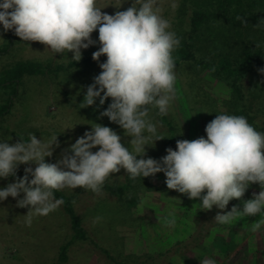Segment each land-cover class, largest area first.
Masks as SVG:
<instances>
[{
  "label": "clouds",
  "instance_id": "1",
  "mask_svg": "<svg viewBox=\"0 0 264 264\" xmlns=\"http://www.w3.org/2000/svg\"><path fill=\"white\" fill-rule=\"evenodd\" d=\"M171 7L178 5L173 3ZM162 13L158 0H134L114 15L102 12L97 0L0 2V24L5 32L13 30L22 41L39 42L54 54L71 52L75 62L82 59V49L97 43L91 37L98 30L100 47L92 59H107L99 64L102 71L87 86L79 107L93 106L97 99L103 106L111 98L100 115L118 124L130 137L126 146L112 128L94 123L92 130L77 138L55 163L45 160L59 147L55 133L46 141L29 133L28 141L0 142V178L16 177L20 165H29L23 177H16L14 183L0 189V201L18 198L16 206L28 208L27 226H31L33 217L47 216L64 204L63 198L54 196L55 191L84 188L101 194L106 179L121 169L132 180L164 173L169 190L199 200L197 205L203 211L219 209L214 221L220 225L259 216L252 231L264 226V133L249 124L246 117L216 115L205 127L206 139L177 140L176 150L167 148V155L160 160L144 158L152 137L153 143L164 139L157 134L150 110L167 115L176 98L172 54L180 47L181 39ZM237 19L247 23L241 17ZM255 27L264 28V18ZM259 71L264 74V68ZM253 184L261 190L251 199L242 200ZM232 200H242V207L233 205L225 211ZM101 219L98 216L93 223ZM166 223L172 225L175 221ZM200 264L217 262L204 258Z\"/></svg>",
  "mask_w": 264,
  "mask_h": 264
},
{
  "label": "rangeland",
  "instance_id": "2",
  "mask_svg": "<svg viewBox=\"0 0 264 264\" xmlns=\"http://www.w3.org/2000/svg\"><path fill=\"white\" fill-rule=\"evenodd\" d=\"M133 2L134 0H97V6L102 8V12L114 15L116 11L126 10ZM158 3L163 9L164 18L171 23V30L177 34L181 28L178 19L181 0H158ZM173 3L178 7L173 9L171 7ZM11 35L13 39H10ZM98 36V30L92 33L91 38L97 43L82 49V59L75 62L71 60V52L63 56L59 53L54 54L39 42L22 41L13 30L5 32L3 25L0 24V84L11 79L14 76V68L25 61L49 64L51 68L50 72L44 71V73L23 72L19 76V82H12L7 87L0 86V105L11 102L9 111L0 118V142L7 141L9 144H14L20 139L28 141L29 133H33L37 139L46 141L55 133L58 135L59 147L54 148L51 157L45 158L46 162L55 163L77 138L83 136L86 131H91V125L97 123L102 126L107 124L117 126L120 130L115 132L121 136L122 143L129 146L127 141L130 137L125 136L124 130L118 124L107 120V117L99 120L100 112L94 106L79 107L87 86L91 85L94 82L93 78L102 71L99 64L106 62L107 59L106 56H101L99 62L92 59L93 52L100 47ZM70 62H75L76 65L70 67L69 71L64 70ZM200 76L206 75L200 74ZM176 77V98L170 104L167 116L175 120L182 140L192 141L202 137L203 134L201 107L190 98L192 91L187 90L185 81H181L177 74ZM208 79L211 81L209 87L211 94L222 96L227 93V89L220 82L213 80L212 77ZM245 83L247 93H251L252 89L248 87L249 81ZM254 99L255 96L253 101ZM253 112L257 114L259 123H264L263 100H255ZM150 119L157 124V134L164 139L153 143L155 137H152L149 140L150 146H146L144 158L160 160L167 155L168 128L157 114L150 113ZM97 150L98 148L93 149V151ZM28 166L20 165L16 177L25 174L24 169ZM31 167L35 168V164ZM164 176L161 172L154 177L146 178L144 185L149 181L157 186L149 193H140V203L131 208L127 207L123 199L114 198L104 190L101 194L84 188L62 190L67 195L73 196L76 213L81 217L87 231V239L73 238L66 251L65 261L59 258L60 248L68 241H72L73 234L69 217L62 210V206L47 216L33 217L29 227L25 224L28 208L17 207L18 198L8 197L0 201V264H111L109 255L129 262L127 256L129 254L136 256L163 251L165 243L163 245L160 240L164 239V234L170 232L174 237L179 238L187 233L186 227H195L196 221L194 222V215L191 213L198 208L196 201L199 202V200H182V198L178 200L179 202L175 200L177 197L169 193ZM16 177L0 178V189L5 188L9 183H14ZM126 179L127 173L121 169L119 173L110 175L105 182L110 185H122ZM260 190L258 184L251 185L242 200L251 199L252 194ZM19 198H22V195ZM242 200L238 204L241 207ZM188 201L192 203V207ZM140 213L144 218L141 219ZM98 216L102 219L94 224L93 221ZM172 219L175 223L168 225L166 221ZM259 219V216L237 218L228 226L239 229L242 233L243 229L251 228ZM176 221L179 224L176 225ZM240 233L235 235V242L234 238L231 240L229 233L224 235L215 232L214 236L217 234L218 239L210 243L207 247L208 251L219 250L225 239L224 241L232 245L230 249L232 255L228 258L230 262L264 264V234L258 232L257 241L252 240L250 236L244 239L243 233ZM152 234L156 238H152ZM167 238L172 239V237ZM252 246L260 248L259 250L263 252L253 256L250 254L254 250ZM187 254L185 253L188 257ZM187 257L173 255L171 258L175 264H186ZM130 264L151 263L147 261Z\"/></svg>",
  "mask_w": 264,
  "mask_h": 264
},
{
  "label": "trees",
  "instance_id": "3",
  "mask_svg": "<svg viewBox=\"0 0 264 264\" xmlns=\"http://www.w3.org/2000/svg\"><path fill=\"white\" fill-rule=\"evenodd\" d=\"M179 7L178 19L181 28H179L177 36L181 39V44L172 54L175 62L174 70L181 81H185L188 87L187 90L192 91L190 98H193V101L201 107L203 118L202 137L207 138L205 127L219 114L244 116L257 131L264 133V123H259L257 114L253 112L255 100L264 101V74L259 71V69L264 68V28L255 27L258 21L264 18V0H181ZM237 17H241L247 23H242ZM10 37V39H13L12 35ZM256 44H259L260 47H256ZM75 65V62H70L64 70L69 71V68ZM50 70L49 64L25 61L14 68L13 77L5 80L0 86L7 87L12 82H19V76L23 72L35 74L38 72L44 73V71L50 72ZM200 74L206 76H200ZM209 77L220 82L227 89V93L222 96L211 94L209 91L211 84ZM246 81H249L248 87H251V93L246 91ZM10 103L8 101L0 105V118L9 111ZM110 103L111 98L105 101V105L101 106L97 99L93 106L101 113ZM150 113L157 114L161 122L168 128L169 135L166 149L176 150V142L182 140V137L179 135L180 129L177 127L175 120L168 118L167 115H159L158 109H151ZM103 118L100 117L99 120H103ZM106 126L117 132L120 130L117 126L108 124ZM23 176L22 173L21 177ZM146 178L149 177L132 180L127 174L124 184L110 185L105 182L102 190L114 198L123 199L127 207H136L140 203L139 194L142 192L149 193L157 186L149 181H147V185H144ZM145 189L146 191H143ZM170 192L171 195L177 197L175 199L177 201L181 198L182 200L188 199L186 195L174 190H169ZM54 196L57 199L63 198L62 210L69 217L73 234L72 241H68L60 248L59 258L65 261L69 245L74 239H87V231L82 224L81 217L76 213L73 196L67 195L62 190L55 191ZM239 201H230L225 211L230 210L233 205H238ZM199 203L200 201H196L195 204ZM188 204L192 207L190 201H188ZM218 211L220 210L215 207L211 211H203L198 205L194 213H191L194 215V222L196 221L195 227H186L187 233L179 238L174 237L170 232L164 234V239L160 240L162 244L165 243V245L163 244L165 246L163 251L143 253L136 256L129 254L127 255L129 262L118 260L115 256L108 254L111 264L147 261L151 264H175L171 257L177 255L185 258L187 257L185 253H188L186 264H200V260L204 257L215 259L217 264H235V262L228 260L232 255L230 251L232 245L228 241H224V238L219 250L213 249L209 252L207 248L210 243L218 239L217 234L214 236L215 232L224 235L229 233L231 240L232 238L235 240V235L240 233L239 229L216 223L214 217ZM140 217L141 219L144 218L143 214ZM163 221L165 220L163 219ZM177 224H179L178 221H176ZM258 232L261 235L264 234V226L255 232L252 231V227L243 229V234H240L244 236V239L250 236L252 240L258 241ZM154 237L155 235L152 234V238ZM167 237H172V239L170 240ZM252 247L254 250L250 254L253 256L263 252L256 246ZM102 250L109 253L106 249L102 248ZM165 261L166 263H163Z\"/></svg>",
  "mask_w": 264,
  "mask_h": 264
}]
</instances>
